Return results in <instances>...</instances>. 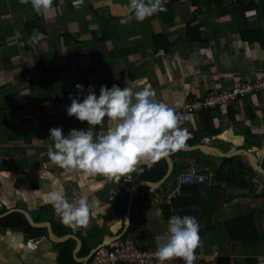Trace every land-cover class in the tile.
Instances as JSON below:
<instances>
[{
    "label": "crops",
    "instance_id": "obj_1",
    "mask_svg": "<svg viewBox=\"0 0 264 264\" xmlns=\"http://www.w3.org/2000/svg\"><path fill=\"white\" fill-rule=\"evenodd\" d=\"M129 2L84 0L73 8V0H53L45 17L30 0H0V215L21 209L32 220L41 218L39 208H53L44 196L56 188L69 202L84 199L90 209L87 227L65 226L54 217L81 241L77 258L115 245L125 234L142 249L154 248L167 221L187 215L200 225L194 264H256L264 257V176L238 155L229 158H237L232 170L239 175L215 178L213 171L225 158L196 146L257 154L264 169V91L188 114L191 120L182 119L179 126L189 133L183 146L189 148L169 155L172 169L159 188L138 186L131 198L128 189L143 182L138 175L143 163L118 182L61 169L48 158V148L54 147L51 128L67 135L89 127L66 110L69 95L82 101L89 85L97 97L102 84L123 89L129 81L135 91L148 87L158 102L183 116L187 101L264 74V0H164L167 11L142 22L127 18ZM33 29L43 37L29 44ZM106 129L107 120L94 131ZM192 164L206 183H179ZM68 240L74 251L76 241ZM56 244L48 234L26 240L21 229L0 227V264H61ZM73 251L77 264H87L77 262Z\"/></svg>",
    "mask_w": 264,
    "mask_h": 264
},
{
    "label": "clouds",
    "instance_id": "obj_2",
    "mask_svg": "<svg viewBox=\"0 0 264 264\" xmlns=\"http://www.w3.org/2000/svg\"><path fill=\"white\" fill-rule=\"evenodd\" d=\"M33 10L45 17L50 13L53 0H30ZM28 4L29 0H20ZM84 0H73V8L83 6ZM128 19L144 21L157 12L167 11L164 0H130L126 6ZM43 37L33 29L28 43L36 44ZM80 92L84 86L76 84ZM83 100L73 98L67 107V115L87 122L86 130L71 129L67 135L62 128L53 127L48 139L54 141L47 155L50 162L65 170H78L88 176H103L120 181L121 177L137 171L141 163L151 167L159 159L180 150L189 137L187 129L179 124L191 120V115H179L166 104L155 99V92L148 87L135 91L127 81L121 89L116 84L111 88L100 86L99 96L91 90ZM107 120L105 132L97 134L95 126ZM143 171V169H139ZM41 176V174H40ZM39 194V190H36ZM44 200L53 206L60 222L69 227H87L90 209L84 199L69 202L56 188L50 190ZM200 225L192 216H172L168 222L167 235L158 238L154 255L160 264L180 258L184 264H194L195 250L199 247Z\"/></svg>",
    "mask_w": 264,
    "mask_h": 264
},
{
    "label": "built area",
    "instance_id": "obj_3",
    "mask_svg": "<svg viewBox=\"0 0 264 264\" xmlns=\"http://www.w3.org/2000/svg\"><path fill=\"white\" fill-rule=\"evenodd\" d=\"M261 91H264V74L254 82H235L228 90L210 91L200 99L187 101L182 106L181 113L188 115L214 110L217 107L229 105L239 98ZM178 180L180 184H203L206 183L207 178L197 165L192 164L181 173ZM168 222L169 220L162 237L167 235ZM157 245L158 239L154 248L142 249L130 235L125 234L115 245L105 244L98 247L87 264H160L154 255ZM176 260L181 259L176 258ZM170 262L166 261L164 264H170ZM256 264H264V257H257Z\"/></svg>",
    "mask_w": 264,
    "mask_h": 264
},
{
    "label": "trees",
    "instance_id": "obj_4",
    "mask_svg": "<svg viewBox=\"0 0 264 264\" xmlns=\"http://www.w3.org/2000/svg\"><path fill=\"white\" fill-rule=\"evenodd\" d=\"M203 112H206V111H203ZM236 160L237 158L235 157L223 159L221 164L217 168L214 169L213 177L216 178V175L218 173V174H221L224 178H226V180L229 178H231L230 180H232L233 176L239 175V174H235V171L232 170L233 169L232 164H234ZM142 169H143L142 172L141 171L138 172L140 181L157 182L160 179H162L163 176L166 174L167 164L164 158H161L156 163H154L150 168L147 167L146 165H143ZM247 170L252 172V170L249 167H247ZM165 210L166 208L164 206L163 207L164 213H165ZM39 213L42 214L43 216L41 218L39 217V218L33 219L34 222L36 223L49 222L56 236L63 237L71 233L69 229L65 228L61 223L56 222L54 220L56 213L53 208L49 206H44L42 208H39ZM165 216H167L166 213H165ZM232 225L233 223L228 225L229 230H232ZM0 227L21 229L26 240H32L41 235L47 236V232L45 229L31 227L28 224L24 215L19 212H13V213H10L0 218ZM229 235H230V231H229ZM56 246H57V251H58L57 260L61 264H77L72 258V251L74 248V242L72 240H68L63 243H58L56 244ZM87 253H88L87 251H84L82 249L81 254L87 255Z\"/></svg>",
    "mask_w": 264,
    "mask_h": 264
},
{
    "label": "water",
    "instance_id": "obj_5",
    "mask_svg": "<svg viewBox=\"0 0 264 264\" xmlns=\"http://www.w3.org/2000/svg\"><path fill=\"white\" fill-rule=\"evenodd\" d=\"M185 148H189V147H185ZM185 148L182 147L181 150H184ZM196 149H198L201 152H203L205 154H208L210 156H215V157H219V158H229V157L238 156V155L246 156L251 169L255 173H259V174L264 176V169L259 164V159H258V155L257 154H251L249 152L239 151V150H234V151H231V152H228V153H221L217 149H215L213 147H210V146H206V145L196 146ZM163 158H164V160L166 161V164H167V171H166V174L163 176V178L160 179L157 182H144V181L143 182H139L138 185L133 186V187L128 189V193H129L128 197L129 198H131V195H133L134 188H136L138 186H147L148 188H152L153 190H155V189L159 188L165 182V180L168 178V176H169V174L171 172L172 163H171V160H170L169 156L163 157ZM254 181L256 182L257 185H259V187H261V184H260V182L257 179H255ZM14 211H17V212L23 214L24 217L26 218L28 224L31 227L46 229L49 240L54 242V243H60V242H63L65 240H68L70 238L75 240L76 241V247H75V249L73 251V255H74L75 260L77 262H79V263H87L90 260V257L92 256V254L97 249V248H95V249L91 250L89 252V254L86 257L82 258V259L81 258H77L76 255L78 253L79 248L81 247V241L77 237H74L72 235H66V236H63V237H57L53 233V230L51 228V224L50 223H48V222L36 223V222H34L32 220V218H31V216H30V214L28 212H26L24 210H21V209L13 210V211H10V212H14ZM10 212H7V213H4V214L0 215V218L8 215Z\"/></svg>",
    "mask_w": 264,
    "mask_h": 264
}]
</instances>
